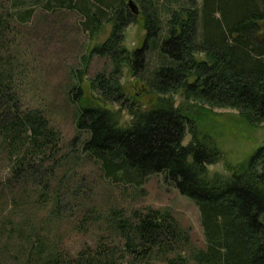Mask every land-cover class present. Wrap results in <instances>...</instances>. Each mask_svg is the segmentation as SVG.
<instances>
[{
  "label": "trees",
  "instance_id": "trees-1",
  "mask_svg": "<svg viewBox=\"0 0 264 264\" xmlns=\"http://www.w3.org/2000/svg\"><path fill=\"white\" fill-rule=\"evenodd\" d=\"M137 1L140 19L126 0H10L0 12V264H264V145L230 175L210 176L222 150L199 130L214 108L238 109L250 124L264 121V0ZM38 8L77 11L90 36L112 26L68 86L76 129L69 141L25 101L22 32ZM138 20L145 37L130 49L126 29ZM149 50L157 61L145 70ZM95 56L110 69L90 78L93 97L83 82ZM126 68L158 95L152 105L126 93ZM175 93L193 104L176 103ZM87 165L123 191L163 174L198 205L206 246H194L166 208L127 214L100 207L80 173ZM95 227L93 240L68 246Z\"/></svg>",
  "mask_w": 264,
  "mask_h": 264
},
{
  "label": "rangeland",
  "instance_id": "rangeland-1",
  "mask_svg": "<svg viewBox=\"0 0 264 264\" xmlns=\"http://www.w3.org/2000/svg\"><path fill=\"white\" fill-rule=\"evenodd\" d=\"M126 1L128 4L129 0ZM134 1L139 8L138 1ZM10 5V0H0V12H6ZM128 7L134 16L140 19L139 14L136 15L132 7L129 5ZM82 21L83 17L74 10L63 9L48 13L38 8L32 24L25 26L22 32L25 34L22 45L27 49L21 60L27 69L23 73L26 104L43 109L51 123L63 133L66 141H69L76 132L74 105L69 99L68 86L76 82V74L85 68L84 55L89 53L90 47L103 42L109 36L112 27L111 24L104 23L97 34L90 36V33L82 28ZM262 25L264 31V22ZM125 37L128 48L141 46L145 37L142 21L130 24ZM146 61L144 69H152L157 61L156 52L149 50ZM105 68L110 69L108 59L93 57L83 82L88 96H93L90 78ZM137 76L133 75L129 68L124 69L121 81L124 89L129 96L137 95L142 103L150 106L157 100L158 95L149 91L145 81L139 80ZM94 94L99 97L96 92ZM172 97L176 103L193 104L190 99L185 100L181 93H175ZM107 104L114 110L120 108L115 103ZM119 111L121 121L128 122L130 115L127 111ZM199 130L203 135L216 137L222 150V158L208 166L210 176L217 173L230 175L232 167L248 160L259 146L264 145V121L250 124L241 117L239 110L234 108H214L199 122ZM190 137V134H187L186 141ZM5 165L0 160V176L6 172ZM93 170H96L93 165H87L80 173L88 177V193L100 207L122 208L127 214L135 210L144 211L149 207L166 208L189 230L194 246L198 248L206 246L198 205L169 184L163 174L149 177L141 188L123 191L118 186L100 181ZM97 234L96 227L85 235L76 234L68 239V246L77 247L85 241L93 240Z\"/></svg>",
  "mask_w": 264,
  "mask_h": 264
},
{
  "label": "water",
  "instance_id": "water-1",
  "mask_svg": "<svg viewBox=\"0 0 264 264\" xmlns=\"http://www.w3.org/2000/svg\"><path fill=\"white\" fill-rule=\"evenodd\" d=\"M128 5L132 7L131 9L133 12L138 15L140 13V9L138 8L137 4L135 3L134 0H129Z\"/></svg>",
  "mask_w": 264,
  "mask_h": 264
}]
</instances>
